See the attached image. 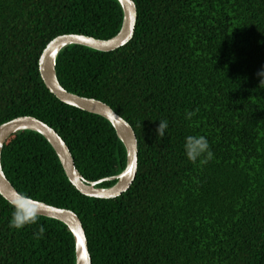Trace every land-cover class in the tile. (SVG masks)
<instances>
[{"label": "trees", "instance_id": "obj_1", "mask_svg": "<svg viewBox=\"0 0 264 264\" xmlns=\"http://www.w3.org/2000/svg\"><path fill=\"white\" fill-rule=\"evenodd\" d=\"M133 1L137 19L125 45L70 44L55 65L65 89L106 102L133 127L130 187L114 198L81 193L49 141L28 129L5 141L3 171L18 192L78 214L92 264H264V88L256 75L264 0ZM123 17L118 0H0V124L24 115L46 122L90 181L120 173L126 148L105 117L46 87L39 57L58 35L110 38ZM185 110L195 113L190 121ZM159 119L169 124L163 138ZM199 134L213 157L193 164L183 143ZM11 212L0 194V264H75L65 223L39 215L10 229Z\"/></svg>", "mask_w": 264, "mask_h": 264}, {"label": "water", "instance_id": "obj_2", "mask_svg": "<svg viewBox=\"0 0 264 264\" xmlns=\"http://www.w3.org/2000/svg\"><path fill=\"white\" fill-rule=\"evenodd\" d=\"M123 9V22L119 31L107 39L85 34H62L51 39L39 57V71L46 87L62 102L105 117L115 128L126 148L125 168L117 175L96 181L85 179L76 168L72 153L65 140L46 122L31 115L18 116L0 124V194L11 201L19 193L6 177L1 152L5 141L15 132L25 129L42 134L56 151L70 182L83 194L99 198H114L126 191L134 181L138 167V142L131 124L119 115L109 104L94 98L82 96L65 89L56 73V58L59 51L70 44H81L101 51H111L125 45L133 36L137 19V7L133 0H118ZM131 169V171H129ZM104 180H116L108 187L97 186ZM39 215L55 218L65 223L75 240V264H92L88 241L81 219L72 209L63 208L37 200Z\"/></svg>", "mask_w": 264, "mask_h": 264}, {"label": "clouds", "instance_id": "obj_3", "mask_svg": "<svg viewBox=\"0 0 264 264\" xmlns=\"http://www.w3.org/2000/svg\"><path fill=\"white\" fill-rule=\"evenodd\" d=\"M256 75L259 77V87L264 88V66L257 71ZM194 114V111L185 110V119L190 121ZM159 121L156 133L158 138H163L166 135L169 124L167 120L159 119ZM183 153L186 159L193 164L197 162L206 163L213 157L209 141L203 134L187 135L184 138ZM9 204L12 208L11 217L8 221L10 229L20 230L26 225L37 223L39 207L35 197L26 192H19L14 199L9 201ZM44 232V226L40 225L34 235L37 238H42Z\"/></svg>", "mask_w": 264, "mask_h": 264}, {"label": "snow or ice", "instance_id": "obj_4", "mask_svg": "<svg viewBox=\"0 0 264 264\" xmlns=\"http://www.w3.org/2000/svg\"><path fill=\"white\" fill-rule=\"evenodd\" d=\"M129 171H131V169H129Z\"/></svg>", "mask_w": 264, "mask_h": 264}]
</instances>
